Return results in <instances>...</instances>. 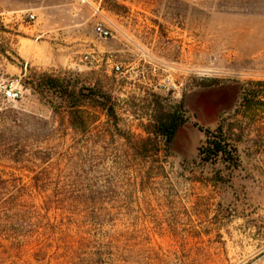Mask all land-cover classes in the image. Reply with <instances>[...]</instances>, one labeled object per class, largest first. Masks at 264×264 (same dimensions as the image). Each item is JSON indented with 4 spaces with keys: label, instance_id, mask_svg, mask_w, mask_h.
<instances>
[{
    "label": "rangeland",
    "instance_id": "1",
    "mask_svg": "<svg viewBox=\"0 0 264 264\" xmlns=\"http://www.w3.org/2000/svg\"><path fill=\"white\" fill-rule=\"evenodd\" d=\"M88 1L0 0V81L21 91L0 93V199L21 189L48 225L0 264H264V0ZM49 76L98 86L108 110ZM72 101L86 133L67 124ZM174 109L172 143L140 142ZM218 128L232 161L199 154Z\"/></svg>",
    "mask_w": 264,
    "mask_h": 264
},
{
    "label": "trees",
    "instance_id": "2",
    "mask_svg": "<svg viewBox=\"0 0 264 264\" xmlns=\"http://www.w3.org/2000/svg\"><path fill=\"white\" fill-rule=\"evenodd\" d=\"M63 81L49 76L46 80V83L49 87L57 91L62 97L69 96L71 98H97V106L103 110H108L107 105L109 103V95L98 86L76 88L75 86L69 84L67 80ZM84 89H86L87 92H84ZM67 113V124L72 130L82 133L88 132L91 123L81 113L80 105L77 101H72L67 105ZM41 121L45 123V120ZM182 122L183 119L179 110L174 109L173 111H168L160 118L156 119V122L154 124V126L156 127L155 135L153 137L147 136L141 139L140 142H143L144 144H157L156 135L159 134L164 137V139L168 143H172L179 128L182 125ZM198 150L199 154L202 155L204 160H215L218 158H223L224 160L232 161L235 157V149L229 146L221 128H218L216 134H214L212 137H209L206 142L199 147ZM156 151L157 149L150 153L146 152L145 154H143V156L146 158L158 156V153ZM34 155V158L45 162L49 159L50 153L38 152ZM33 179V187H35L37 190L44 189L43 186L39 184L42 179L41 173L35 175ZM6 183H8L7 180L0 178V187H2ZM21 195V189H19L18 193L13 195V197L9 199H0V213L3 211V207H5V209L7 210L13 209V212L11 214L2 212V215L0 216V255H19L23 251L25 246L29 245L32 242V240L26 239L27 237H31L35 233L45 234V231H47L46 228L48 227V225L47 223H43L44 216L40 215L36 210L26 207L25 204L18 202V199ZM75 199H78V196ZM49 227L51 229L50 231L53 233L54 227ZM39 228H43L44 231L39 232ZM60 239L64 242V247H71L70 245L72 243L67 235L60 237ZM36 241H38L36 242L38 248L34 252V256L44 257L46 254L47 246L51 245L48 243L44 244L40 240Z\"/></svg>",
    "mask_w": 264,
    "mask_h": 264
},
{
    "label": "built area",
    "instance_id": "3",
    "mask_svg": "<svg viewBox=\"0 0 264 264\" xmlns=\"http://www.w3.org/2000/svg\"><path fill=\"white\" fill-rule=\"evenodd\" d=\"M82 3L90 4L88 0H80ZM94 9V12H97L100 8V3H94L91 5ZM29 17L32 19L34 17L33 14H30ZM94 31L101 38L111 37L112 33L110 29L104 24L102 20H96L94 23ZM113 69L118 72L121 70V66L119 64H114ZM0 93L6 100H16L20 97L21 91L17 88H14L11 84L0 81Z\"/></svg>",
    "mask_w": 264,
    "mask_h": 264
}]
</instances>
